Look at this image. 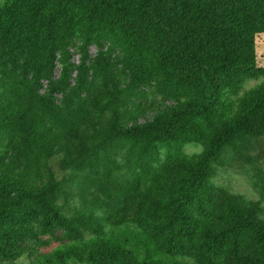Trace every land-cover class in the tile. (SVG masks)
I'll use <instances>...</instances> for the list:
<instances>
[{
  "label": "rangeland",
  "instance_id": "1",
  "mask_svg": "<svg viewBox=\"0 0 264 264\" xmlns=\"http://www.w3.org/2000/svg\"><path fill=\"white\" fill-rule=\"evenodd\" d=\"M82 64L87 67L80 69ZM80 71L83 87L74 88ZM133 74H139L138 82L129 85ZM262 85L264 32L255 36L252 72L240 73L209 92L184 82L135 37L114 25L88 20L76 2L0 0V208L13 202L28 204L52 173L67 175L61 159L77 155L101 105L118 90L126 97L123 124L182 115L184 128L175 136L155 140L142 151L133 148L131 154L126 153L130 144L121 145L113 158L109 156L115 161L110 166L115 175L137 179L129 197L147 190L152 181L158 197L174 195L178 178L206 151L211 135L241 111L247 93ZM73 173V193H83V185L93 189L91 178L101 174V168ZM201 197L205 208L192 203L194 214L205 216L209 208L214 215L228 200L264 221V129L221 143L210 161ZM79 201L69 199L70 207H78ZM35 208L4 223L6 233L18 230L0 240V264L109 262L101 251L108 220L101 234L85 228L75 232L55 223L46 228L43 210ZM109 211L97 210L93 220ZM182 241L187 252L188 241ZM172 258H164L162 264H195L190 257Z\"/></svg>",
  "mask_w": 264,
  "mask_h": 264
},
{
  "label": "trees",
  "instance_id": "2",
  "mask_svg": "<svg viewBox=\"0 0 264 264\" xmlns=\"http://www.w3.org/2000/svg\"><path fill=\"white\" fill-rule=\"evenodd\" d=\"M83 8L90 21L116 26L138 39L180 78L209 92L216 91L240 73L252 72L255 65V36L264 32V0H68ZM82 64V68H86ZM129 78V85L138 82ZM74 88L83 87L79 78ZM124 90L113 93L99 109L91 133L82 141L77 155L61 159L68 174H51L28 204L13 202L0 208V240L16 231H4V223L22 214L44 212L43 224H63L68 230L80 228L102 233L108 220L109 232L102 239L100 264H162V260L185 256L195 264H264V221L252 217L226 200L216 214L204 209L194 214L192 203L201 210L209 164L225 141H234L248 132L264 129V85L247 93L241 111L213 133L206 151L196 157L186 173L178 178L174 195L158 197L154 181L147 190L129 197L136 177L112 172L110 160L121 145L140 151L155 140H166L184 128L177 119H155L139 125L123 124L126 109ZM179 118V119H178ZM101 168L91 178L93 189L75 188L73 173L81 168ZM121 167V166H120ZM133 168L129 169L132 173ZM63 174V175H62ZM83 183H80L82 185ZM79 198L78 207L69 199ZM59 199V202L57 201ZM109 207L104 216L93 220L97 210ZM140 231L135 233L134 230ZM168 232V233H167ZM23 235V234H19ZM183 239L188 241L187 252Z\"/></svg>",
  "mask_w": 264,
  "mask_h": 264
}]
</instances>
